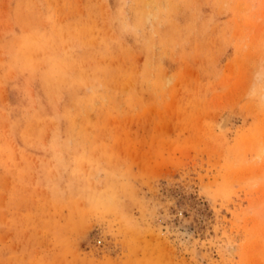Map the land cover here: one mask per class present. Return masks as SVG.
Segmentation results:
<instances>
[{
    "label": "rangeland",
    "instance_id": "obj_1",
    "mask_svg": "<svg viewBox=\"0 0 264 264\" xmlns=\"http://www.w3.org/2000/svg\"><path fill=\"white\" fill-rule=\"evenodd\" d=\"M263 149L264 0H0V264H264Z\"/></svg>",
    "mask_w": 264,
    "mask_h": 264
},
{
    "label": "bare ground",
    "instance_id": "obj_2",
    "mask_svg": "<svg viewBox=\"0 0 264 264\" xmlns=\"http://www.w3.org/2000/svg\"><path fill=\"white\" fill-rule=\"evenodd\" d=\"M53 77H54V75H53ZM52 79H54V78H52ZM226 114V113H225ZM230 116L229 115H223L222 117H221V120L219 121V124H218V126H217V130L219 131V132H225L227 129H228V127H229V125H230ZM232 120V119H231ZM261 144V143H260ZM259 144V145H260ZM259 147H261V146H259ZM263 152H264V149L262 150ZM252 153V152H251ZM260 154H262V153H260ZM259 156V155H258ZM261 156V155H260ZM259 159V158H258ZM264 160V159H263ZM264 165V164H263ZM213 198V197H212ZM212 201V200H211ZM235 251V247H232V251Z\"/></svg>",
    "mask_w": 264,
    "mask_h": 264
}]
</instances>
